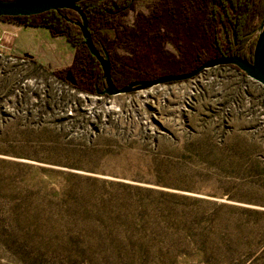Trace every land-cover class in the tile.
<instances>
[{
    "label": "rangeland",
    "instance_id": "1",
    "mask_svg": "<svg viewBox=\"0 0 264 264\" xmlns=\"http://www.w3.org/2000/svg\"><path fill=\"white\" fill-rule=\"evenodd\" d=\"M157 1L104 19L103 43ZM14 32L0 54V264H264L263 87L219 66L95 96L52 76L72 55L60 38Z\"/></svg>",
    "mask_w": 264,
    "mask_h": 264
},
{
    "label": "trees",
    "instance_id": "2",
    "mask_svg": "<svg viewBox=\"0 0 264 264\" xmlns=\"http://www.w3.org/2000/svg\"><path fill=\"white\" fill-rule=\"evenodd\" d=\"M134 3L135 0H84L77 4L95 48H104L109 55L110 76L120 88L132 81L188 73L209 59L238 56L251 60L257 26L264 15V0H158L147 16L136 17L134 26L114 25L113 40L103 43L98 32L102 21H118L134 8ZM0 21L17 27L44 28L52 38H63L72 47L73 55L70 63L54 69L52 76L74 90L104 96L102 70L83 44L84 38L75 25L80 17L75 11L61 8L33 16L0 17ZM160 29L165 30L167 43L178 57L163 51L164 32ZM122 44L128 48V55H115ZM227 68L241 73L234 66ZM197 252L207 254L205 249Z\"/></svg>",
    "mask_w": 264,
    "mask_h": 264
},
{
    "label": "water",
    "instance_id": "3",
    "mask_svg": "<svg viewBox=\"0 0 264 264\" xmlns=\"http://www.w3.org/2000/svg\"><path fill=\"white\" fill-rule=\"evenodd\" d=\"M81 1L84 0H0V17L33 16L45 11L61 8L75 11L80 17V21L75 25L84 38L83 44L89 51L90 56L98 62L102 70L105 86L101 93L106 97L138 92L162 84H170L179 81L183 82L197 76L207 69H213L219 66H234L241 71L244 77L256 82V84L264 88V15H262V19L257 26V38L253 47L251 60L247 61L238 56L209 59L188 73L162 75L153 80L132 81L120 88L116 87L111 79L109 55L106 50L104 48H101V51L97 50L91 41V35L86 26V18L81 8L77 6Z\"/></svg>",
    "mask_w": 264,
    "mask_h": 264
},
{
    "label": "crops",
    "instance_id": "4",
    "mask_svg": "<svg viewBox=\"0 0 264 264\" xmlns=\"http://www.w3.org/2000/svg\"><path fill=\"white\" fill-rule=\"evenodd\" d=\"M16 25L13 24H9L6 22H1L0 21V54L2 55H7V56H13V44H14V38H16V33L14 32V29L17 27H15ZM40 29V33L41 35H46L49 36L48 32L46 30H43V28H39ZM17 30V29H16ZM45 31V32H43ZM60 38V48H62L63 50H67L68 52L72 53L73 55V50H71L65 43L64 41H62L63 38L61 37H57ZM52 49L49 48L47 51H51ZM52 53L53 50H52ZM38 57V56H37ZM71 59V56H70ZM66 66H62L60 68H63ZM58 69V68H56Z\"/></svg>",
    "mask_w": 264,
    "mask_h": 264
}]
</instances>
